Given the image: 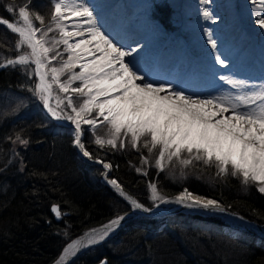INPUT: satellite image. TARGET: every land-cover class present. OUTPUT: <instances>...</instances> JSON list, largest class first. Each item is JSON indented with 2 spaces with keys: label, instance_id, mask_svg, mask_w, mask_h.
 <instances>
[{
  "label": "trees",
  "instance_id": "1",
  "mask_svg": "<svg viewBox=\"0 0 264 264\" xmlns=\"http://www.w3.org/2000/svg\"><path fill=\"white\" fill-rule=\"evenodd\" d=\"M25 2L0 0V18L16 21V13L7 7L15 4L18 9ZM27 2L33 13L44 17L45 25L51 23L54 0ZM16 41V35L0 24V63L16 58ZM36 83L34 64L0 70V264H54L67 244L87 230L134 211L120 194L94 178L93 172L101 167L79 156L70 127L44 114L42 100L29 90ZM91 142L84 140L91 157L110 162L109 178L145 208L154 205L149 181L155 180L166 197L185 187L175 186L166 172L154 167L148 168V175L136 172L131 163L139 164L144 150L118 151ZM191 167L199 181L186 183L190 190L264 225V194L243 193L237 178L201 163ZM54 204L70 214L56 220ZM257 241L247 231L235 236L230 225L215 216H143L70 264H96L103 257L109 264H264V243Z\"/></svg>",
  "mask_w": 264,
  "mask_h": 264
},
{
  "label": "snow or ice",
  "instance_id": "2",
  "mask_svg": "<svg viewBox=\"0 0 264 264\" xmlns=\"http://www.w3.org/2000/svg\"><path fill=\"white\" fill-rule=\"evenodd\" d=\"M259 2L264 5V0ZM7 11L16 13L18 19L10 22L0 18V24L16 35L15 50L18 55L0 63V68L34 64L38 83L34 90H29L40 97L44 109L54 119L62 118L56 109L64 102L58 99L56 108L50 103L54 83L61 92L71 91L86 97L76 107L72 97L68 96L67 107L74 115L63 117L75 125V143L84 156L92 158L81 141L85 131L81 125L87 124L94 129L98 117H103L102 122L110 127L111 138L107 141L97 138L95 143L98 145L107 143L113 148L117 147L116 140L123 132L125 136L131 135L132 147L135 148L141 137L148 136L150 141L144 146L148 147L150 143L152 147L149 151L157 145L161 146L156 160L161 170L167 153L169 161L175 157L186 166L192 164L193 160L214 165L218 174L240 176L245 185L252 182L259 192L264 193V84L249 85L245 81L221 76L220 79L234 89V93L194 98L162 83L154 86L146 82L145 77L125 61L131 53L122 50L101 31L93 11L83 3L76 0H57L54 3L51 23L59 31L60 38L53 41L51 46H48L46 37L53 28L47 27L45 30L44 17L33 13L27 0L18 9L15 4L9 5ZM73 18H80L83 23L74 25L75 31H69L65 21ZM34 21L39 22L41 27H37ZM256 23L264 29V18H258ZM73 37L81 39L69 43ZM209 42L213 49L217 47L211 36ZM56 44H63L64 51L69 55L59 68H49L56 56L60 55H49ZM87 56L94 58L89 60ZM216 63L226 67L225 60L220 56L216 57ZM77 67L80 69L78 73L73 72L67 81H60L61 73ZM75 81L81 83L72 87ZM94 110L97 118L86 119L85 114L91 115ZM184 152L188 153V158H182ZM104 167L110 165L104 164ZM111 183L116 184L115 181ZM151 190L153 200L166 202L157 194L155 185H151ZM176 202L188 208L223 211L215 200H205L187 190L176 198ZM132 203L137 208L141 207L135 201ZM53 211L59 214L58 208L54 207Z\"/></svg>",
  "mask_w": 264,
  "mask_h": 264
},
{
  "label": "bare ground",
  "instance_id": "3",
  "mask_svg": "<svg viewBox=\"0 0 264 264\" xmlns=\"http://www.w3.org/2000/svg\"><path fill=\"white\" fill-rule=\"evenodd\" d=\"M134 1L137 0H76L77 3H83L93 11L97 26L113 43L122 50L131 53L125 58V61L134 70H137L138 74L143 75L146 82L149 79L147 71L159 78L157 82L170 84L177 79L180 80L182 67L179 54L174 51L158 52V39L155 35L162 37L164 33H161L155 25H151L150 20H147L148 27L140 22H134L135 14L145 6L144 2L134 4ZM172 2L182 11L179 22L182 30L188 36L189 46L195 48L193 52L196 55L194 71H191L189 76H184L185 80L179 84L185 95H192L194 98H209L208 96L211 94L209 83L213 69L216 67L217 56L230 62L231 65L234 62L242 66L250 65L253 72L263 64L264 29H261L256 21L258 18H264V5H261L259 0H208V2L205 0H172ZM206 12L208 13L207 16L205 15ZM65 23L69 31H75L74 25L82 24L83 21L80 18H73L65 21ZM210 36L216 41L217 47L215 49L211 47L209 42ZM78 39L81 37H73L69 41L74 43ZM168 46L170 44L163 47L166 49ZM236 52L238 55H234ZM201 53H204V56H200ZM93 58L92 56L86 57L89 60ZM142 63L146 65L149 63L150 65L143 71ZM190 78L192 83L197 85L196 87L190 86V83L186 81ZM156 85L154 84V86ZM80 152L83 157L90 159L83 155L81 148ZM106 172L108 175L109 170ZM111 181L109 180V184L115 189H119L118 183L115 181L116 184L114 185ZM204 199L208 200L207 198ZM185 209L216 214L227 219L244 222L254 232L256 231L259 237L264 238V227L225 209L223 211L188 207ZM114 221L118 222L113 224L111 221L104 226L86 232L66 248L67 251L63 252L55 264H66L78 251L89 247L91 244L101 242L124 225L122 219Z\"/></svg>",
  "mask_w": 264,
  "mask_h": 264
},
{
  "label": "rangeland",
  "instance_id": "4",
  "mask_svg": "<svg viewBox=\"0 0 264 264\" xmlns=\"http://www.w3.org/2000/svg\"><path fill=\"white\" fill-rule=\"evenodd\" d=\"M55 2H57V0H54V3ZM139 2H144L145 6L135 14V16L133 18L134 22L135 23L140 22L141 24H144L148 27L149 23L147 22V20L148 21L150 20L151 25H155V27L158 30H160L161 33L166 34V36H164V34H163L162 37L155 35L158 39L157 40L158 47H159L158 52L163 53V52L174 51L176 54H179L180 65L182 67V69H181L182 76H180V80L177 79V81H175L173 83L171 82L170 84H167L164 82H157L159 78H157L155 76V74H153L152 72L147 71V75L149 76V79L147 80V82H151V83L157 84V85L162 83V84L170 86L176 90L183 91L180 88L179 84L181 81L185 80L184 76H189L191 74V71L192 72L194 71L193 68H194V65L196 62V55H194V52H193V50H195V48L193 49L189 46L188 36L182 30V27H181L180 22H179L180 21L179 17L182 15V13H181L182 11L179 9L178 6H174L172 0H137L136 2L134 1V4H138ZM17 19H18V17H17ZM47 27L53 28V31L49 32L48 36L46 37V39L49 42L48 46H51L53 41L58 40L60 38V34H59V31L55 29L54 24L49 23V24L44 25L45 30L47 29ZM69 43H71V42L69 41ZM167 44H170V46H168L165 49L163 46H165ZM64 47L65 46L63 44H56L55 45L54 51L52 53H50L49 55L50 56L56 55V53H60V55L56 56V59L51 62V64L49 65V68L53 67V66L59 68L61 66L62 62L64 60H67L69 53L64 51ZM203 54L204 53H201L200 56H204ZM234 55H238V52H236ZM221 59H223V58H221ZM225 62H226V67H222L221 65L215 63L216 67L213 69L212 77H211V80L209 83L210 90H211V94H209V96H208L209 98L213 97V96H217V95H227L229 93L235 92L234 89L230 88V86L226 85L224 83V81L220 79L221 76H226L230 79H237V80L245 81L249 85L259 86L261 84H264V61H263V64L258 68V70L256 69V71H254V72L251 71L250 65L246 66L244 64L245 66H242V65L235 63V62L231 65L230 62H228V61H225ZM148 65H150V64L147 63V65H146V64L142 63V66H143L142 70L144 71L145 68L147 69ZM79 71H80V69L78 67L72 69L71 71L65 70L63 73L60 74L59 79L61 82L67 81L69 76L73 72L78 73ZM164 76H168V75H164ZM48 79L51 81V75H49ZM186 81L188 83H190L189 84L190 86H194V87L197 86L195 83H192L191 78L187 79ZM186 81H185V83H187ZM80 83H81L80 81H75L73 83L72 87L79 86ZM243 91H248V89H244ZM68 96L72 97L73 104L76 107H79L80 104L82 103L83 99H86V97H82V96H80V94L72 93L71 91H69L68 93L61 92L59 90L58 85L55 83L53 84L50 103L52 104L53 108H56V104H57L58 99H61L64 101L62 104H60V107L57 108L56 110L58 113H60L62 115L61 119H62V121H64L66 123L65 126L66 125L68 126L72 123H71V121H69L68 119L63 118V117H66L67 115H74V113H72V111H71V108L67 107V97ZM15 99L18 101V97H16ZM101 99H103V98H101ZM43 109H44V106H43ZM46 116L49 117L48 115H46ZM85 118L86 119L97 118V112L94 110L91 113V115L85 114ZM50 119H52V118H50ZM52 120H54V119H52ZM102 121H103V117H98V124H97V127H95L94 129L90 125H87V124L81 125V127L83 129H87V132L84 131L81 135V141H82L83 145H84V140L89 141V139H90L92 141L91 143L94 144L95 140L97 138L102 139L104 141H107V139L111 138L110 127L105 122H102ZM54 122H56L58 125L59 124L64 125V124H62L56 120H54ZM72 125H73V127H75L74 124H72ZM70 129L72 130L73 136H74V129H72L71 127H70ZM74 138H75V136H74ZM148 141H150V137H148V136L141 137L137 143V146L134 148V147H132V143H131V135L129 134L128 136H125L122 132L120 134L119 139L116 140L117 147H115V148L112 147V148L115 150H118V151L128 150L129 148H133V150H139L140 152H142L144 150L145 153L141 155V157L139 159V164L134 165V163H131V165L134 166L136 172L143 174V175H148V171H149L148 168L154 167L158 170V172H160V171L166 172L168 177H170L171 181L173 182L172 184H175V186H185V187H183L184 189H182L180 192H178L173 197H166L159 190L155 180L149 181L148 182L149 200H150V202H152L154 204L153 208L164 207L163 209H165V208L170 209V208H176V207H183L184 206L183 204L176 202V198L181 196L182 194H184L185 190H187L188 192H191L195 195H198L200 197L215 200L217 202V204L220 206V208H222V209L225 208L224 206H222L223 204L219 200H217L216 198L200 194L198 192L190 190L189 187L186 186L187 185L186 183H189L191 181L192 182L199 181L198 174L196 172L195 173L193 172V168L191 167L192 165L201 163L204 165V167L213 168L216 172H218L217 168L214 165H205L202 161L193 160L192 164L186 166V165L182 164L180 162V160H178L175 157H173L172 160L169 161L167 159V153H166L165 154V160L163 161L164 167H163V170H161L156 164V160L158 159L161 146L157 145L155 148H152V150L149 151V148L152 147L151 144L148 143V147L144 146L145 143ZM73 144L76 147V150H77L79 156L82 158L80 148L76 145L75 139H73ZM121 144H123V147H121ZM107 145H108L107 143H104L102 146H107ZM108 146H110V145H108ZM84 148L87 150L85 145H84ZM181 156H182V158H188V153L184 152L181 154ZM93 159H95V158H93ZM96 160H98L99 162H102L103 165L108 164V165H110V167L105 168V169H103L101 167V171L93 172L94 178L96 180L98 179L100 181L105 182V184L107 186H109L117 194H120V187H119V189H117V188L115 189L114 187H112L109 184V180H112V179L109 178V173L107 175L106 170L110 171L113 168L112 164L110 162H104L101 159H96ZM85 161H87V160H85ZM221 175L222 176L228 175V177L229 176L233 177V176H231L230 173L229 174H221ZM234 178L235 179L237 178L238 183H240L239 185L241 186V190H242L241 192L252 193V190H254V192H256V193L264 194V193H261L257 190L256 184L249 182L247 185H245L242 181V177L236 176ZM112 181H116L118 183V181L115 179H113ZM119 184L120 183H118V185ZM151 185H155V187L157 189V194L163 199V201H166V202H161V200H153ZM130 206L133 208L134 211L130 212L128 214H124V215L118 217L116 220H118L121 217L127 216V215L137 214L139 212V209L137 207H135L134 204H130ZM142 207L145 208L144 206H142ZM153 208H150V209H153ZM145 209L148 210V208H145ZM180 213L185 214V215H201V214H193V213H185V212H179V213L171 214V215L176 216ZM166 216H170V215L160 214V216H155V217L157 219H162V218H165ZM201 216H203V217L215 216V217H219L221 219L224 218L223 220L226 223H228V225H230V229L235 233V236L239 235L240 233H244V231H247V232L254 234L257 238H259L260 241H257L258 243H260V242L264 243V238L257 236L256 232H254V230L251 229L244 222L234 221V220H231L229 218L227 219L226 217L219 216L216 214H212L210 216L209 215H201ZM149 217H154V216H149ZM135 219H137V218H135ZM254 222L258 225L260 224L256 221H254ZM122 226H120L119 228H121ZM260 226L264 227V225H262V224H260ZM119 228L115 232L110 234L108 236V238L102 240L101 242H99L97 244L96 243L94 245L91 244L89 247H87V249L85 251H87L89 248H91L93 246L104 243V241H106V240H109L112 236H114L116 233H118V231L120 230ZM78 239H79V237L72 240L70 243H68L67 246L64 248L63 252L66 250V248L68 246H70L72 243H74ZM60 257H59V259H60ZM101 260L102 259H100V261Z\"/></svg>",
  "mask_w": 264,
  "mask_h": 264
},
{
  "label": "water",
  "instance_id": "5",
  "mask_svg": "<svg viewBox=\"0 0 264 264\" xmlns=\"http://www.w3.org/2000/svg\"><path fill=\"white\" fill-rule=\"evenodd\" d=\"M9 21V20H8ZM11 22V21H10ZM4 25V24H3ZM1 69H3V68H0V70ZM43 111H44V113L46 114V115H48L50 118H52L48 113H47V110L46 109H43ZM52 119H54V118H52ZM54 120H56V121H58V122H60V123H62V124H66L64 121H62L61 119H54ZM61 120V121H60ZM67 126V125H66ZM69 127H71L72 129H73V125L72 124H70V125H68ZM82 158L84 159V160H87L89 163H91V164H94V165H97V166H100V167H102L103 169H105V167H104V165H103V163L102 162H98V160H96V159H86L85 157H83L82 156ZM110 172H111V170L108 172L109 173V175H110ZM119 187H120V195L122 196V198H124V200H126L127 202H129L130 204H133L132 203V201H135L134 199H132V198H129L126 194H125V192H124V189H123V187H122V185H120L119 184ZM121 193H123V195L121 194ZM212 200V199H211ZM136 202V201H135ZM137 203V202H136ZM137 204H139V203H137ZM58 208L59 209V214H57V212H54L53 211V208ZM164 207H158V208H153V209H145V208H143L142 206L141 207H139L138 209H139V212L137 213V214H131V215H127V216H124V217H121V218H119V219H122L123 221H124V225L125 224H127V223H129V222H131L133 219H135V218H137V217H141V216H160V214H166V215H171V214H176V213H179V212H185V213H193V214H201V215H212L211 213L209 214V213H202V212H199V211H193V210H186L185 208H186V206H183V207H176V208H168V209H163ZM163 209V210H162ZM226 211H230V212H232V213H234V214H236V215H239V216H243L242 214H240V213H236V212H233V211H231V210H228V209H226V208H224ZM51 210H52V212H53V214H54V216H55V219L56 220H61L62 219V217H63V215H65V216H68L70 213L68 212V211H66V212H64V213H62V211H61V209H60V206L58 205V204H54L53 206H52V208H51ZM243 217H245V216H243ZM245 218H247V217H245ZM247 219H249V218H247ZM250 220V219H249ZM252 221V220H251ZM246 224V223H245ZM123 225V226H124ZM260 225V224H259ZM122 226V227H123ZM121 227V228H122ZM121 228H119V229H121ZM251 228V227H250ZM252 229V228H251ZM256 232V231H255ZM256 235H258L259 236V234L256 232ZM107 241V240H106ZM105 242V241H104ZM87 248H85V249H83V250H80V251H78L76 254H74L67 262H66V264H70L72 261H74L75 259H77L85 250H86ZM58 261V260H57ZM56 261V262H57ZM55 262V263H56ZM54 263V264H55ZM109 263V260H108V258L107 257H103L102 258V260L100 261V262H97L96 264H108Z\"/></svg>",
  "mask_w": 264,
  "mask_h": 264
}]
</instances>
